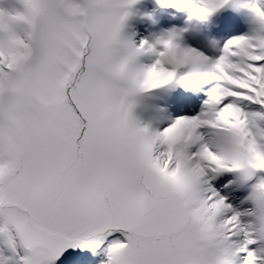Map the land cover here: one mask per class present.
Instances as JSON below:
<instances>
[{
    "label": "snow or ice",
    "instance_id": "obj_1",
    "mask_svg": "<svg viewBox=\"0 0 264 264\" xmlns=\"http://www.w3.org/2000/svg\"><path fill=\"white\" fill-rule=\"evenodd\" d=\"M136 2L0 8V264H264V0L214 59L126 40ZM228 3L163 0L201 20ZM169 85H207L200 110L141 126L133 98ZM227 174L246 207L212 186Z\"/></svg>",
    "mask_w": 264,
    "mask_h": 264
},
{
    "label": "bare ground",
    "instance_id": "obj_2",
    "mask_svg": "<svg viewBox=\"0 0 264 264\" xmlns=\"http://www.w3.org/2000/svg\"><path fill=\"white\" fill-rule=\"evenodd\" d=\"M161 1L163 0H137V2L135 4H133L129 9H127V11L129 12V15H133L131 16V18H128V21L126 19L125 21V25H128L129 22L131 21H139V25L137 27H135L136 30H140V31H143V33H150L149 35L151 37H148V38H144V40H148L150 43H153L157 40L158 37H160L161 35H163L164 33V29L160 32L156 31V27L157 25H159L161 28H164V21L163 19H150V18H153V16H146V12L150 11V10H155L157 7V5L159 3H161ZM245 1V4H244V7H242V15L247 18V15L251 14L249 12V9L247 8V5L251 2L250 0H244ZM10 4L12 5H16L18 7H15V8H19L20 10L24 11V8H23V5L20 3V0H9L8 1ZM3 3V2H2ZM151 8V9H150ZM226 10H230L232 11V8L229 7L228 9ZM187 12L186 14L182 15V16H177L175 15V21H178V25L180 26L181 24H184L186 25V23H193V25H196L197 27H201V26H210V21L208 19L206 20H201L195 16H192L191 13L188 11V10H183L182 12L185 13ZM11 12V11H10ZM155 17H159V13L156 14ZM243 18V19H245ZM189 21V22H187ZM242 21V19H241ZM243 23H245V21H242ZM222 26H228V22L225 20V21H222L221 22ZM132 26V25H131ZM174 26V25H173ZM172 26V27H173ZM222 26H219V27H222ZM134 27V26H133ZM127 28V27H126ZM171 28V27H170ZM168 29L166 30L165 32L167 31H172V32H175L179 35V42L181 43L182 46H187V47H191V48H198L199 45H200V42L195 39L194 37H198L199 35V32L200 31H204L205 27H202L198 32H195L191 35H189L187 32H182L183 28H177V27H173L172 29ZM248 29V28H247ZM249 29H251V26L249 27ZM125 31V26L122 30V32ZM159 45H157L158 47ZM208 52H211V50L209 49ZM177 87V89L181 90L182 88H187L188 86H175ZM186 96H188L186 94ZM182 103H186L185 101H181ZM152 124V123H150ZM97 259H99V257H97Z\"/></svg>",
    "mask_w": 264,
    "mask_h": 264
},
{
    "label": "clouds",
    "instance_id": "obj_3",
    "mask_svg": "<svg viewBox=\"0 0 264 264\" xmlns=\"http://www.w3.org/2000/svg\"><path fill=\"white\" fill-rule=\"evenodd\" d=\"M251 18H252V17H251ZM252 22L254 23L253 19H252ZM254 24H255V23H254ZM169 34H172V36L174 37V44L179 45L180 48L187 47V46H182V45H181V43L179 42V35H178L177 33H175V32H172V31H167V32H165L163 35H161L160 37H158L157 40H159L160 38L167 39L168 36H169ZM157 40H156L155 42L151 43V44L156 45ZM177 51H178V50H177ZM145 57H149V58L152 57V53H151V52H146ZM136 79H137V80L142 79V76H138V77H136ZM130 86H131V85H130ZM143 95H144V94H137V95L133 98L134 101H135V107H134V109H135L136 107L139 106V104H140V102H141V98L143 97ZM180 168H181V166L178 165V166H177V169H176L173 173L169 174V177H168V178H169L170 180H172L173 182H177V181H179V180L182 178V177H180V176L177 175V172L180 171Z\"/></svg>",
    "mask_w": 264,
    "mask_h": 264
},
{
    "label": "rangeland",
    "instance_id": "obj_4",
    "mask_svg": "<svg viewBox=\"0 0 264 264\" xmlns=\"http://www.w3.org/2000/svg\"><path fill=\"white\" fill-rule=\"evenodd\" d=\"M1 2H5V0H0V3H1ZM152 59H153V58H152ZM153 92H154V90L151 91V92H149V93H146V94L149 96L148 98L145 97V100H144V101H145L146 103L149 102L150 94H152ZM155 92H156V91H155ZM142 99H143V97H142ZM139 122L143 123L142 125H145V124H146V121H143V120H139ZM142 125H141V126H142ZM149 127H150V129H153L152 126H151V124H150ZM153 130H154V129H153ZM97 261H98V259H97Z\"/></svg>",
    "mask_w": 264,
    "mask_h": 264
}]
</instances>
